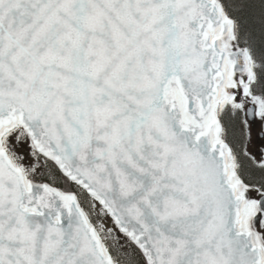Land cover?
<instances>
[{"label":"snow or ice","instance_id":"obj_1","mask_svg":"<svg viewBox=\"0 0 264 264\" xmlns=\"http://www.w3.org/2000/svg\"><path fill=\"white\" fill-rule=\"evenodd\" d=\"M0 264H264V0H0Z\"/></svg>","mask_w":264,"mask_h":264}]
</instances>
